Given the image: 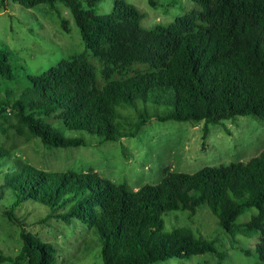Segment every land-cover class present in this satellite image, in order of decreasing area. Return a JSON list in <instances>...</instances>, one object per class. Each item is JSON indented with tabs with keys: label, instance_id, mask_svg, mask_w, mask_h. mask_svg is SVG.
Instances as JSON below:
<instances>
[{
	"label": "trees",
	"instance_id": "obj_1",
	"mask_svg": "<svg viewBox=\"0 0 264 264\" xmlns=\"http://www.w3.org/2000/svg\"><path fill=\"white\" fill-rule=\"evenodd\" d=\"M14 1L52 9L61 2L85 50L29 76V87L0 94L5 137L0 197L8 201L2 213L21 228L22 240L17 255H1L0 261L58 264L56 246L27 231L32 213L42 223L87 225L98 237L93 248L100 247L102 264H155L215 254L214 240L190 227L166 230L163 217L173 211L191 217L207 205L228 233H256L255 250L264 264V149L247 162L204 166L194 173L165 169L160 183L138 189L93 170L41 169L15 152L32 140L55 148L87 145L84 135L70 132H88L101 143L135 137L153 118L202 122L204 135L210 125L236 116L264 120V0H192L198 8L151 27L143 25L147 14L127 0H116L105 15L96 12L102 0ZM5 5L1 0L0 8ZM62 27L70 32L68 20ZM0 74L15 77L8 52L0 51ZM169 92L173 108L152 111L150 104ZM122 108L134 110L136 120L123 117ZM250 208L257 212L238 223Z\"/></svg>",
	"mask_w": 264,
	"mask_h": 264
},
{
	"label": "rangeland",
	"instance_id": "obj_2",
	"mask_svg": "<svg viewBox=\"0 0 264 264\" xmlns=\"http://www.w3.org/2000/svg\"><path fill=\"white\" fill-rule=\"evenodd\" d=\"M115 1L102 0L96 12L102 15L111 13ZM127 1L147 14L143 21L145 27L168 24L199 7L192 0H154L153 6L148 0ZM63 19L68 20L70 32L63 29ZM84 50L80 30L61 2L52 9L46 4L27 8L14 0H6L5 7L0 8V51L9 53L15 77L5 79L0 74V94L7 95L29 87V76L42 74ZM172 99V92L156 98L157 102L150 104L151 110L162 113L172 109ZM121 112L129 121L136 120L134 110L122 108ZM70 134L84 135L87 145L55 148L32 140L20 144L15 152L41 169L93 170L103 178L138 189L145 184L160 183L165 169L194 173L204 166L247 162L264 149V120L255 116H236L210 125L207 135H204L202 122L159 121L156 118L151 119L135 137L118 141L101 143L98 136L88 132ZM4 139L0 134L1 144ZM7 204L5 196L0 197V256L4 257L15 256L22 248L21 228L2 213ZM23 211L21 209L19 213ZM256 212V208L246 209L237 222L249 221ZM34 216L32 213L26 219L27 231L56 246L58 264L66 261L102 264L100 247L93 248L98 246V237L87 225L77 220L70 225L54 219L42 223L34 221ZM163 217L166 230L190 227L198 236L214 240L217 253L188 259L173 257L155 264H260L255 250L256 233L250 236L228 233L207 205L200 207L191 217L182 211H173ZM92 240L95 242L90 243ZM0 264L14 263L7 260L0 261Z\"/></svg>",
	"mask_w": 264,
	"mask_h": 264
}]
</instances>
